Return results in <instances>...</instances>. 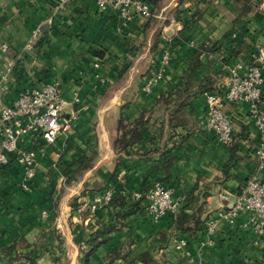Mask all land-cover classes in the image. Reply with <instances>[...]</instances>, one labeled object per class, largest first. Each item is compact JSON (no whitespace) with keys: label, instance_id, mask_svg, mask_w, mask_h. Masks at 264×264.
Wrapping results in <instances>:
<instances>
[{"label":"crops","instance_id":"0c3cea01","mask_svg":"<svg viewBox=\"0 0 264 264\" xmlns=\"http://www.w3.org/2000/svg\"><path fill=\"white\" fill-rule=\"evenodd\" d=\"M198 1L202 16L184 28L171 12L194 11L191 1L161 0L152 19L135 16L120 27L116 15L100 12L93 0H0V43L9 46L5 59L18 58L8 86L15 93L55 80L68 103L64 118L74 115L68 133L54 144L37 138L19 143L21 151L43 148L30 181L15 158L0 164V264H101L115 250L120 257L109 264H264V236L244 229L248 212L232 222L218 219L210 235H180L187 241L182 251L172 235L166 248L160 245L179 212L153 223L138 202L134 212L123 214L133 203L131 192L159 183L176 199L194 190L204 193L207 225L251 178L264 180L246 106L228 107L237 160L227 175L230 148L201 127L206 95L225 89L230 71L262 50L264 7L257 0L251 13L238 18L235 0L225 6L223 0ZM221 7L229 12L224 15ZM213 44L218 51L201 53L186 74L201 47ZM164 49L171 54L165 76L146 93L144 79ZM207 77L213 79L212 91L191 97L182 115H168L162 96L174 97L187 80L196 87ZM142 113L140 141L128 155L115 153L118 119L132 123ZM105 188L122 197L121 206L89 213L92 197ZM144 254L153 262H140Z\"/></svg>","mask_w":264,"mask_h":264},{"label":"built area","instance_id":"2783aa9c","mask_svg":"<svg viewBox=\"0 0 264 264\" xmlns=\"http://www.w3.org/2000/svg\"><path fill=\"white\" fill-rule=\"evenodd\" d=\"M93 1L100 12L112 11L120 27L128 26L135 16L146 19L152 17L153 13V0ZM38 33L35 31L28 39L27 50L31 49ZM8 52L9 46L0 43V59L4 60L0 66V164L7 165L10 157L15 158L22 165L24 179L28 182L34 176L36 158L43 148L38 151L37 148L28 147L21 151L19 143L26 138H37L46 145L54 144L68 133L74 115L64 118L62 112L68 103L62 95L60 84L55 80L13 93L8 83L18 58L5 59ZM157 57L152 72L145 77L142 85L146 93H150L154 85L164 78L170 63V50L164 49ZM253 59V63L238 64L230 71L225 89L206 95L201 127L211 133L221 147L230 148L234 143V122L228 107L246 106L248 123L257 139L255 157L258 168L264 172V43ZM114 195L113 188L101 190L92 197L87 206L88 212L93 214L99 208L106 207ZM129 197L132 202L145 204L153 223H159L167 215L176 214L182 201V198H174L170 188L159 183L144 192H131ZM244 212L249 213L244 229L263 237L264 180L259 177L251 178L236 193L231 208L218 211L217 217L207 223L206 233L210 235L215 232L218 219L232 222ZM186 245L187 241L183 238L174 242V247L180 251Z\"/></svg>","mask_w":264,"mask_h":264},{"label":"trees","instance_id":"16d2710c","mask_svg":"<svg viewBox=\"0 0 264 264\" xmlns=\"http://www.w3.org/2000/svg\"><path fill=\"white\" fill-rule=\"evenodd\" d=\"M179 2L182 3L183 0H179ZM155 3L156 0H153L152 11L155 9ZM234 4L236 6V14L238 18L248 15L257 6L256 0H235ZM194 5H195L194 11L191 10L175 11L176 19L182 24L184 28H190L192 24L202 16V13L204 12L203 11L204 9L199 6V2H196ZM206 51L216 52L218 51V48L216 44H213L211 46H206V45L202 46L201 49L196 54L195 58L192 60L190 66L186 70V74H189L191 72V69L199 64V60H198L199 55ZM159 54H157V56H159ZM253 62L254 59L252 57V59H250L248 63L250 64ZM212 89H213V79H211L210 77L205 78L202 81V84L196 87L191 86L189 80H187L186 83L182 85V87L176 90L174 97L162 96L159 99V102L165 104L166 109L169 110L168 115H182L183 108L184 106L189 104V99L191 97H194L198 93L210 92L212 91ZM144 114L145 113H142L140 118L133 121L132 123L126 122L123 118L118 119L117 133L114 137H112V148L115 153L128 155L130 153V149L132 148V146L140 141L141 132L145 125ZM236 149H237V140L236 137L234 136V143L230 147L229 159L224 164L223 167L224 175H227V171L232 167V165H234V163L237 160ZM83 167L87 168L86 166ZM194 192L195 190L186 194L182 199L180 204L181 206L178 211L179 213L177 212L178 214L176 215L175 218L173 231H171L170 233L161 234L160 245L162 247L166 248L169 245L171 235H172L171 237L172 241H174L180 238L179 236L183 234L192 236L197 232L205 231L206 223L202 219V214L205 205V202L202 200L204 193H201L200 191L196 193ZM122 201H123L122 197H119V195L115 192L112 201L106 207L115 208L117 206H121ZM135 203L138 202H133L132 204H130V206L128 207L129 210L125 211L123 214H131L132 212H134L137 205ZM173 232L177 234H173ZM118 257H120V252L117 250L107 253L105 260H108V262L105 263L104 260L101 264H109L110 262H112L113 259ZM149 260L153 262L152 257H150L149 255L144 254L139 257V261L143 263Z\"/></svg>","mask_w":264,"mask_h":264},{"label":"rangeland","instance_id":"374dc122","mask_svg":"<svg viewBox=\"0 0 264 264\" xmlns=\"http://www.w3.org/2000/svg\"><path fill=\"white\" fill-rule=\"evenodd\" d=\"M173 3L174 2H179V0H171ZM192 2V3H196V2H199L198 0H183V3H188V2ZM212 2H214L215 0H211ZM222 1V0H221ZM225 1L226 0H223V2H222V6L224 5L225 6ZM257 1V0H256ZM160 2H161V0H156V3H155V5L156 6H160ZM173 3H171V5H173ZM180 3V2H179ZM220 5V6H221ZM258 5V4H257ZM259 6H262V7H264V0H260V3H259V5H258V7ZM222 9H220V12H222L224 15L225 14H227V12H229V11H227V8H223V7H221ZM173 9V8H172ZM176 11V10H175ZM175 11L174 12H171V11H169V12H171V14L173 15V14H175ZM256 12H258V14H260V9L258 8V9H256ZM155 14V9L153 10V13H152V15H154ZM253 17V16H252ZM151 19H152V17H150ZM159 29V28H158ZM158 29L156 30V33L158 32ZM252 30V29H251ZM256 30V29H255ZM256 32H257V30H256ZM253 33H255V32H253ZM36 83H40V81H36Z\"/></svg>","mask_w":264,"mask_h":264},{"label":"water","instance_id":"95a60500","mask_svg":"<svg viewBox=\"0 0 264 264\" xmlns=\"http://www.w3.org/2000/svg\"><path fill=\"white\" fill-rule=\"evenodd\" d=\"M233 204V201L229 204L228 208H231Z\"/></svg>","mask_w":264,"mask_h":264}]
</instances>
